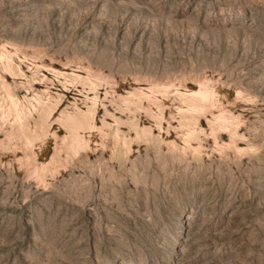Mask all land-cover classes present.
Listing matches in <instances>:
<instances>
[{"label":"rangeland","instance_id":"374dc122","mask_svg":"<svg viewBox=\"0 0 264 264\" xmlns=\"http://www.w3.org/2000/svg\"><path fill=\"white\" fill-rule=\"evenodd\" d=\"M0 264H264V0H0Z\"/></svg>","mask_w":264,"mask_h":264}]
</instances>
